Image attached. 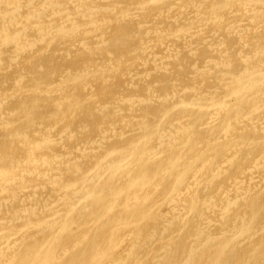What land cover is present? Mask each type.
Listing matches in <instances>:
<instances>
[{
	"label": "bare ground",
	"instance_id": "6f19581e",
	"mask_svg": "<svg viewBox=\"0 0 264 264\" xmlns=\"http://www.w3.org/2000/svg\"><path fill=\"white\" fill-rule=\"evenodd\" d=\"M0 264H264V0H0Z\"/></svg>",
	"mask_w": 264,
	"mask_h": 264
}]
</instances>
